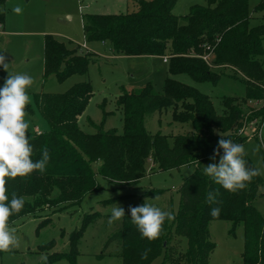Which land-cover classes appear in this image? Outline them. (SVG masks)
Masks as SVG:
<instances>
[{
  "label": "trees",
  "instance_id": "trees-1",
  "mask_svg": "<svg viewBox=\"0 0 264 264\" xmlns=\"http://www.w3.org/2000/svg\"><path fill=\"white\" fill-rule=\"evenodd\" d=\"M132 1L136 4L132 11L82 13L85 40L108 42L116 53L125 55L166 56L169 74L184 73L196 82L215 84L223 69L231 67V75L239 74L244 81V96H225L221 99L222 110L217 113L207 94L167 76L160 92L150 82L138 90L122 89L116 99L123 116L121 133L91 121L96 130L87 133L80 129L78 120L93 95L89 81L77 82L60 93H34V102L49 128L42 132L26 130L33 148L31 158L41 159L46 149L49 160L42 173L33 171L25 177L6 178L9 200L15 195L25 202L19 213L9 217L8 225L22 216H39L47 207L61 210L78 204L87 192L100 188L97 173L116 184H130L146 175L147 160L159 171L194 163L196 169L179 188L178 209L170 211L173 218L165 219L156 239L142 238L130 214L121 218L120 229L107 241L120 240V264H209V255L215 248L209 224L218 219L230 221V234L236 224H242V264H264V216L253 204L263 178L249 156L243 154L246 167L257 174L245 188L235 192L225 190L201 170L203 163L213 162L210 157L219 139L239 144L247 140L237 132L245 109L237 100L245 103L263 97L264 66L258 56L263 54L264 15H260L263 22L250 26L248 0H207L206 5H192L182 16L171 11L176 0ZM253 11H264V0H258ZM67 44L70 43L52 35L44 37V75L54 74L63 81L86 72L94 60L90 52L83 53L78 45ZM205 54L209 55L208 61L203 59ZM168 109L171 122L190 124L192 130L149 133L144 126L145 116ZM25 111L31 112V108L26 105ZM102 114L105 117L107 112L102 110ZM254 115L264 116V109ZM218 160L219 157L217 163ZM95 162L99 163L97 171L93 169ZM209 193L215 202L208 199ZM216 207L220 212L214 217L211 209ZM94 217L95 214L86 215L82 227L70 235L69 251L48 257L47 264L73 259L78 253L76 241ZM47 220H42L36 230ZM174 235L185 237L184 251L173 250Z\"/></svg>",
  "mask_w": 264,
  "mask_h": 264
},
{
  "label": "rangeland",
  "instance_id": "rangeland-1",
  "mask_svg": "<svg viewBox=\"0 0 264 264\" xmlns=\"http://www.w3.org/2000/svg\"><path fill=\"white\" fill-rule=\"evenodd\" d=\"M257 1L248 0L252 15L250 26L263 22L260 15H264V11H253ZM206 3L207 0H176L171 11L182 16L188 13L192 5ZM15 7H20L22 12L15 13ZM135 9L136 4L132 0H4L0 4V13L4 20L3 29L0 31V55L6 57L7 71L13 75L28 74L33 78L32 86L27 89L30 98L27 105L31 108V112L26 111L25 116L29 125L27 130L33 131L36 127L42 132L49 128L34 102V93L64 92L80 81H89L93 90V95L78 120L80 129L87 133L96 130L90 121L95 125L102 123L103 129L114 128L121 133L123 116L116 99L122 89L138 90L146 82H150L154 90L160 92L167 76L207 94L217 113L222 110L221 99L225 96H244V81L239 74L237 77L231 75V67L223 69V74L215 84L207 81L196 82L184 73L169 74L163 56L120 54L108 42L85 40L82 13L109 14ZM46 35L70 43L67 44L70 47L78 45L79 51L83 53L90 52L94 60L89 62L86 72L73 74L63 81L58 80L54 74L44 75L43 42ZM83 44L85 47H82ZM262 47L263 54L258 59L264 66V38ZM7 71L0 67V86L9 75ZM237 103L241 106L245 104L242 99H238ZM102 110L107 112L105 117ZM170 113L171 109L147 114L144 118L146 130L151 134L157 131L177 134L192 130L190 124L171 122ZM262 135L264 137V127ZM242 145L244 153L249 156L263 178L253 204L264 216V151L258 138L247 139ZM98 165V162L94 163L95 171ZM207 165L208 163H203L201 170ZM152 167L153 163L147 160L146 175L130 184H116L97 173L95 179L100 188L87 192L78 204L68 205L61 210L47 207L39 216L26 215L15 219L8 226L17 243L7 251H0V264H44V257L52 258L67 253L71 233L82 227L83 219L89 214H95V217L83 227L76 241L78 253L74 258L49 264H120V240L107 242L121 227V219L109 223L112 208L122 207L126 215L130 214V207L139 206L148 200L147 202L165 212L175 213L179 203V188L183 179L196 169V164L189 163L163 171ZM156 189L161 192H152ZM46 218L48 220L36 230L37 225ZM230 227L231 223L227 220L210 222L209 234L215 248L209 255V264H242L243 226L236 224L232 234L229 233ZM171 244L173 250L184 251L186 239L174 235Z\"/></svg>",
  "mask_w": 264,
  "mask_h": 264
},
{
  "label": "clouds",
  "instance_id": "clouds-1",
  "mask_svg": "<svg viewBox=\"0 0 264 264\" xmlns=\"http://www.w3.org/2000/svg\"><path fill=\"white\" fill-rule=\"evenodd\" d=\"M13 11L21 13L22 9L15 7ZM0 67L7 71L8 63L4 55H0ZM32 84L33 78L28 74L9 73L0 86V251H7L10 246L16 245L17 241L8 226V220L12 214L19 213L25 203L23 198L15 195L9 200L5 188L6 178L25 177L33 171L42 173L49 160L46 149L42 152L41 159L34 161L31 158L33 148L26 134L29 125L25 120V108L30 102L27 89ZM244 151L242 144L226 138L219 139L217 148L210 157L213 162L204 167V174L227 191L235 192L245 188L246 182H250L257 173L246 167ZM208 199L215 202L212 193H209ZM147 201L139 206L130 207L129 212L141 237L151 241L161 234L165 219L171 220L173 217L170 212H165ZM219 212L218 207L211 209V215L214 217L218 216ZM124 216L125 211L122 207H113L109 223L119 221ZM43 259L47 264V258Z\"/></svg>",
  "mask_w": 264,
  "mask_h": 264
},
{
  "label": "built area",
  "instance_id": "built-area-1",
  "mask_svg": "<svg viewBox=\"0 0 264 264\" xmlns=\"http://www.w3.org/2000/svg\"><path fill=\"white\" fill-rule=\"evenodd\" d=\"M2 30V25L0 22V31ZM82 47H85V45L83 44ZM203 59L208 61L209 59V55L205 54L203 56ZM163 60L166 62L167 61V57L163 56ZM263 89V97L262 98H256V99H248L244 106L245 109L243 110V114H242V124L241 126L238 128V133L244 137H246V139H251V138H258L260 143H261V147L264 151V137L262 135V130L264 127V116H256L254 115V113L256 111H261L262 109H264V85L262 86Z\"/></svg>",
  "mask_w": 264,
  "mask_h": 264
},
{
  "label": "crops",
  "instance_id": "crops-1",
  "mask_svg": "<svg viewBox=\"0 0 264 264\" xmlns=\"http://www.w3.org/2000/svg\"><path fill=\"white\" fill-rule=\"evenodd\" d=\"M2 20H3V15L0 17V22H1V25H2V29H3V22H4V20L3 21ZM104 43H106V42H104ZM37 129L38 128L35 127V130H37Z\"/></svg>",
  "mask_w": 264,
  "mask_h": 264
}]
</instances>
